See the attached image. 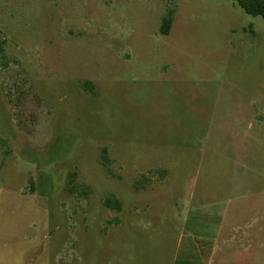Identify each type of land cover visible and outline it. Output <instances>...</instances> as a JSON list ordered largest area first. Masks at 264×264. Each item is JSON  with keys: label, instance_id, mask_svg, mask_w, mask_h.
Listing matches in <instances>:
<instances>
[{"label": "rangeland", "instance_id": "obj_1", "mask_svg": "<svg viewBox=\"0 0 264 264\" xmlns=\"http://www.w3.org/2000/svg\"><path fill=\"white\" fill-rule=\"evenodd\" d=\"M0 196L31 227L27 264H180L224 205L223 237L263 242L264 18L0 0Z\"/></svg>", "mask_w": 264, "mask_h": 264}, {"label": "crops", "instance_id": "obj_2", "mask_svg": "<svg viewBox=\"0 0 264 264\" xmlns=\"http://www.w3.org/2000/svg\"><path fill=\"white\" fill-rule=\"evenodd\" d=\"M1 203L0 264H27L30 256L28 250L32 248L31 227L26 224L23 226L16 225L15 219L10 216L13 206L9 201H7L6 207L4 204L1 207ZM218 209V212H210L213 217L208 219L209 224L201 223L200 237H190L193 240L187 243L182 251H179V254H181L180 264H232L234 259L240 257L251 264V261L255 260L257 255L264 256V241L234 242L232 240L237 224L228 230L229 233L225 235L226 238L223 237V225L227 208L224 205ZM235 223L238 222L235 221ZM192 229L198 231L197 227H192ZM198 238H200V241H197ZM127 260L132 261L134 259L127 258Z\"/></svg>", "mask_w": 264, "mask_h": 264}, {"label": "trees", "instance_id": "obj_3", "mask_svg": "<svg viewBox=\"0 0 264 264\" xmlns=\"http://www.w3.org/2000/svg\"><path fill=\"white\" fill-rule=\"evenodd\" d=\"M246 13L264 18V0H234ZM172 17L168 16L163 20L162 33L169 34L172 27ZM109 205L110 202H107Z\"/></svg>", "mask_w": 264, "mask_h": 264}]
</instances>
